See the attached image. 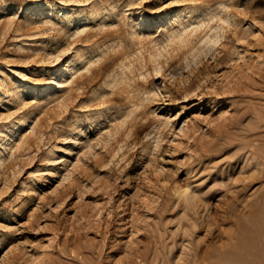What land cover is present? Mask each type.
<instances>
[{"label": "rangeland", "instance_id": "obj_1", "mask_svg": "<svg viewBox=\"0 0 264 264\" xmlns=\"http://www.w3.org/2000/svg\"><path fill=\"white\" fill-rule=\"evenodd\" d=\"M263 154L264 0H0V264H229Z\"/></svg>", "mask_w": 264, "mask_h": 264}, {"label": "bare ground", "instance_id": "obj_2", "mask_svg": "<svg viewBox=\"0 0 264 264\" xmlns=\"http://www.w3.org/2000/svg\"><path fill=\"white\" fill-rule=\"evenodd\" d=\"M71 66V65H70ZM68 65V70L70 74V76L74 75V73L77 71L75 68L70 67ZM73 66V65H72ZM75 69V70H73ZM69 76V77H70ZM83 75H80L75 82L79 83V79H82ZM68 80L70 78H67ZM67 81V80H63V81H58L60 85H63V82ZM59 87V86H58ZM262 153V152H261ZM260 155V154H259ZM262 157L264 158V154L262 155ZM263 158L260 157L261 160H263ZM262 162V161H261ZM259 162V163H261ZM264 162V161H263ZM253 179V178H252ZM187 190L183 189V190H178L177 193H179V195L183 196ZM261 195V194H260ZM257 198L259 197L258 195L256 196ZM256 198V199H257ZM262 199V198H261ZM188 202V201H187ZM260 202H264L263 200ZM255 204V202H254ZM253 204V205H254ZM258 204V203H257ZM227 206V205H226ZM227 208V207H226ZM229 208V207H228ZM253 208V207H252ZM224 210V209H223ZM225 211V210H224ZM223 211V212H224ZM256 214V213H255ZM248 215V214H247ZM252 215V214H251ZM241 221V220H240ZM239 221V222H240ZM237 220V223H239ZM192 223V222H191ZM236 223V224H237ZM242 223V222H241ZM237 226V225H236ZM237 229V228H236ZM192 230V229H191ZM188 231V230H187ZM236 234H238V236H235L237 238H235V240L237 239V250L235 251V253L233 254V256L230 258H228V263L229 264H264V205L263 208H259L258 209V213L255 216H247L245 217V222L244 225H242V227L239 228V231L237 229ZM235 234V235H236ZM189 237V236H188ZM187 238V237H186ZM230 242V241H229ZM195 244V243H194ZM230 245V244H229ZM202 247V246H201ZM195 248V246L193 247ZM191 249V248H190ZM226 250V248H224ZM224 249L221 250L224 252ZM235 250V248H234ZM192 251H194L192 249ZM213 251V250H212ZM190 252V251H189ZM219 252V251H218ZM194 253V252H193ZM192 253V254H193ZM211 251L208 253L210 254ZM222 253V252H221ZM199 255V253H197ZM195 254V257H197ZM204 254V253H203ZM207 254V256H208ZM213 254V253H212ZM219 254V253H216ZM211 255V254H210ZM194 255H191V257ZM200 256V255H199ZM198 256V257H199ZM202 258L206 259V256L201 255ZM204 256V257H203ZM225 256V255H224ZM194 257V258H195ZM216 258L218 256H215ZM197 258H195V261ZM202 259V260H203ZM220 261V260H218ZM224 261V260H223ZM218 263V262H217ZM224 264H227L226 262Z\"/></svg>", "mask_w": 264, "mask_h": 264}]
</instances>
